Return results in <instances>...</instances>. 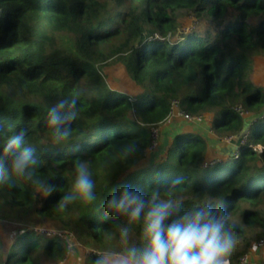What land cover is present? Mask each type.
Wrapping results in <instances>:
<instances>
[{"label": "trees", "instance_id": "1", "mask_svg": "<svg viewBox=\"0 0 264 264\" xmlns=\"http://www.w3.org/2000/svg\"><path fill=\"white\" fill-rule=\"evenodd\" d=\"M190 18L198 25L189 28ZM262 56L264 0H0L1 202L72 232L89 249L86 264H103L107 251L129 258L146 248L150 201L172 204L171 219L211 209L244 242L228 257L240 264L252 241L264 238V87L251 78ZM112 65L135 84L132 94L108 83ZM174 99L190 114H211V127L228 136L243 127L236 108L251 111L238 156L208 158L202 134L182 130L158 159L140 164L150 128ZM62 102L60 114L75 116L49 125ZM20 134V149L6 150ZM24 148L35 162L18 174L12 162ZM81 168L93 182L92 201L74 190ZM125 187L145 202L138 220L108 206ZM65 238L29 228L7 253L0 248V264L62 260Z\"/></svg>", "mask_w": 264, "mask_h": 264}, {"label": "clouds", "instance_id": "2", "mask_svg": "<svg viewBox=\"0 0 264 264\" xmlns=\"http://www.w3.org/2000/svg\"><path fill=\"white\" fill-rule=\"evenodd\" d=\"M63 102L49 112V125L60 126L70 122L71 116H62L59 108ZM75 107V100L69 105ZM58 138H66L67 131L61 132L57 127ZM22 134L8 141L6 150L20 149ZM32 149L24 148L19 151L12 162L15 173L22 174L29 164L34 163ZM179 180L172 181L173 185ZM93 182L81 168L78 170L74 190L88 201L95 199ZM148 211L143 217V232L148 240L147 247L139 251L132 249L129 258L122 264H229L228 257L233 252L235 240L231 231L224 227V217L221 213L216 216L211 209L200 208L189 210L183 215L171 219L173 208L170 203L156 204L151 201ZM108 206L117 212H128L130 221L140 219L145 208V202L139 193L130 191L127 187L119 197H113ZM130 210V211H129ZM178 211V207L176 208ZM169 221L168 223H165Z\"/></svg>", "mask_w": 264, "mask_h": 264}, {"label": "rangeland", "instance_id": "3", "mask_svg": "<svg viewBox=\"0 0 264 264\" xmlns=\"http://www.w3.org/2000/svg\"><path fill=\"white\" fill-rule=\"evenodd\" d=\"M191 24H194V26L198 25L196 20L193 18H190L189 20V28H191ZM106 72L108 74V83L112 87L118 88L119 90L129 94H132L136 90L135 84H133V82L128 79V76L121 65L108 66L106 68ZM251 78L255 83L264 87V56L256 58L251 71ZM206 115H210L211 117V114L209 113H206ZM251 115L252 112L248 110V113L243 116L244 121H246L249 125L250 121L248 119L251 117ZM182 130H192L202 134V136L205 138L207 157L211 158L212 156H215L213 159L215 161L223 159L227 155L238 156L236 150L243 143H246L247 140V132L240 136H237V134L228 136L227 134L218 133L211 127V120L207 123L198 124L187 122L175 117L172 118L168 124L161 125V129L158 132L157 147L152 149L147 147L143 152V159L141 160L140 164H148L158 159L164 153L166 147L170 144L173 136ZM236 136L238 138H236ZM248 147H251L255 150H260L262 145L248 143ZM220 151L222 153H219ZM15 208V205L8 202H1L0 200V248L5 253L9 251L11 244L14 242L16 237L28 231L29 228H32V230L38 231L42 234H46V231H51V233H55L57 231L55 230L56 227L52 225V223H55V221L43 218L35 219V217L33 220H30L31 218L28 214L21 210L17 211ZM65 239L68 250H66L64 259H50L48 261H44L43 264H86L85 256L89 250H87V248L83 247L78 242L70 240L68 237ZM115 240L120 242V244H117L119 248H124L126 246L125 241H121L118 238ZM234 240L235 247L231 254L233 256L242 251L244 248V242L241 240V238H236ZM105 254L106 256L103 264H122V260L127 258L123 254H120L117 250L107 251ZM253 258L256 260V262H258V264H263L264 247L259 252L255 253Z\"/></svg>", "mask_w": 264, "mask_h": 264}, {"label": "built area", "instance_id": "4", "mask_svg": "<svg viewBox=\"0 0 264 264\" xmlns=\"http://www.w3.org/2000/svg\"><path fill=\"white\" fill-rule=\"evenodd\" d=\"M236 110L239 112L240 115L245 116L248 111L244 110L241 106H238L236 108ZM180 118L182 120H185L187 122H193V123H207L211 120L210 115H206L203 113H199V114H190L187 111H185L184 109L181 108L180 106V102L178 99H174L171 102V110L168 114V116L157 126H152L150 128L151 131V143L148 146L149 149H152L154 147H157V141H158V132L161 129V125L162 124H168L172 118ZM211 130V128H210ZM247 134H248V130H247ZM65 234L66 237H68L70 240L75 242V237L73 235L72 232H68V231H59V232H55V233H51V231H46L47 235H53V234ZM77 242V241H76ZM264 247V238H261L257 241H254L250 244V246L248 247V249L241 255L240 257V264H258V262H256V260H254L253 256L255 253L259 252L262 248ZM68 250V248H67ZM89 250V249H87ZM89 253V251H88Z\"/></svg>", "mask_w": 264, "mask_h": 264}, {"label": "water", "instance_id": "5", "mask_svg": "<svg viewBox=\"0 0 264 264\" xmlns=\"http://www.w3.org/2000/svg\"><path fill=\"white\" fill-rule=\"evenodd\" d=\"M248 127H249V124L246 121H244L243 127H242L241 131L237 134V136L245 134L248 130ZM237 136H236V138H238Z\"/></svg>", "mask_w": 264, "mask_h": 264}, {"label": "crops", "instance_id": "6", "mask_svg": "<svg viewBox=\"0 0 264 264\" xmlns=\"http://www.w3.org/2000/svg\"><path fill=\"white\" fill-rule=\"evenodd\" d=\"M219 153H222L221 151Z\"/></svg>", "mask_w": 264, "mask_h": 264}]
</instances>
